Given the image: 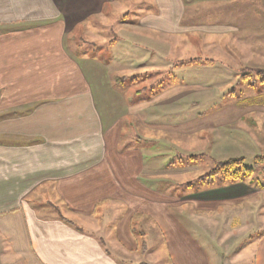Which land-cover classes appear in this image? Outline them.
<instances>
[{
  "label": "crops",
  "instance_id": "0c3cea01",
  "mask_svg": "<svg viewBox=\"0 0 264 264\" xmlns=\"http://www.w3.org/2000/svg\"><path fill=\"white\" fill-rule=\"evenodd\" d=\"M137 1L144 13H120L133 48L122 58L113 49L118 43L106 41L112 48L98 52L109 54L108 63L79 52L71 39L83 30L102 37L123 0H0V264H150L152 245L163 255L159 264L241 261L239 251L228 254L227 231L214 235L219 223L211 214L241 209L260 216L264 185L222 182L180 191L181 183L165 189L149 180L198 173L205 155L210 165L243 158L252 142L262 145L264 105L182 77L214 61L171 60L173 52L187 54L172 44L195 31L190 17L202 2ZM253 1L206 0L205 14H232L242 5L232 14L238 16ZM217 49L231 56L223 73L234 79L232 68L244 64L246 48ZM145 51L151 61H144ZM214 96L225 105L224 119L202 123ZM199 126L212 131L208 151L197 145L186 153L176 136H195ZM182 152L199 156L188 162L192 173L179 165ZM225 220L227 227L238 224ZM261 238L251 264H264ZM216 244L226 253L216 252Z\"/></svg>",
  "mask_w": 264,
  "mask_h": 264
},
{
  "label": "rangeland",
  "instance_id": "374dc122",
  "mask_svg": "<svg viewBox=\"0 0 264 264\" xmlns=\"http://www.w3.org/2000/svg\"><path fill=\"white\" fill-rule=\"evenodd\" d=\"M190 1V0H186ZM191 1H198L202 2L198 7L196 6V12L193 16L190 17L192 19L189 23L193 25L195 28V31L190 29V34L188 35H178L177 41L174 40L173 42V48H182L183 51H187V54H184L181 56L180 53L173 52L171 60L174 63H185L187 61H214L212 63V66H207L203 68H197L196 71H192L191 75H187L186 73H183L185 75H182L184 80H186L187 83H191L192 85L198 84V87H208V88H214L217 87H223V88H229L228 91L230 94H236V96L241 95L244 99L247 98H256L257 104L264 105V75L261 73H264V0H255L252 4L255 6H251L249 4H245L243 9V14L240 15H234L232 17V14L234 12H237V10H241L243 8L242 5L235 7L234 12L232 14H222V15H214L211 17V15H206V7H205V1L206 0H191ZM190 1V3H191ZM216 0H213V2ZM220 1V0H219ZM225 2V1H224ZM226 2H231V0ZM239 2V0H238ZM139 2L137 0H123V3L118 6L120 10L116 9L115 11V19L113 18L111 20L112 26L108 29H103L102 37L95 38L92 36L87 30L82 31V33L78 32L75 34L74 37L71 39V44L73 48H77L79 52H82L84 55H89L91 57H98L99 55L104 59L106 62L109 63V54H99V49L101 48H112L109 47L108 44H106V41H116L118 43L113 49L115 51V55L125 58L126 49L125 48H133L131 47V43L133 41V38H129L130 43L128 40L125 39V32L122 31V28L120 27V24L125 21V15L124 13H128V15H134V13H144V6L143 4H138ZM239 4H241L239 2ZM122 5V7H121ZM193 5V4H192ZM229 8H233V5L227 4ZM190 6V5H187ZM125 7V8H123ZM124 9L125 12L123 14H120ZM149 6H146L145 13L149 11ZM189 9V7H188ZM206 9V10H205ZM256 12H254L255 10ZM190 10V9H189ZM238 11V12H239ZM150 13V12H149ZM191 13V11H190ZM239 17V19L237 18ZM189 20V17H186V23ZM206 27L209 28V30H206ZM212 27V32L211 28ZM225 30H224V29ZM223 29V30H222ZM230 29V30H229ZM229 30V31H228ZM227 31V32H226ZM123 36V37H122ZM128 39V37L126 36ZM180 40V41H179ZM137 42V41H135ZM186 42V43H185ZM190 43V45H189ZM179 44V45H177ZM147 48H156L157 46L152 43L148 42ZM227 45V46H226ZM184 48V49H183ZM217 48H246L245 54H244V64L242 66H236L232 68V71L235 72L234 79L228 80L227 76L224 75V65L230 60L231 56H228L227 53L222 52L221 50ZM102 50V49H101ZM146 52L144 61H151L153 54L150 52ZM139 55V54H138ZM144 55V53H143ZM236 56V53H233L232 56ZM130 56V55H129ZM134 56V54H133ZM135 57V56H134ZM135 59V58H134ZM174 59V60H173ZM236 60V59H235ZM231 62V61H230ZM230 62H228L230 64ZM252 67V68H251ZM258 68V69H253ZM186 72V71H183ZM195 72V73H194ZM244 73V74H243ZM165 77H168L167 73L164 75ZM238 76V77H237ZM240 76V77H239ZM241 76H243L241 78ZM224 77V78H223ZM227 79V80H226ZM116 85L119 88H124V84L120 81L117 76L115 77ZM225 83H228L225 84ZM223 84V86H221ZM168 84L165 85L164 88H167ZM212 86V87H211ZM199 89V88H198ZM211 90V89H210ZM213 93L220 94L221 88L218 89V91H213ZM217 96V95H216ZM214 96V99H216ZM131 100V99H130ZM133 101V100H132ZM252 103V102H251ZM208 107L210 105V102H207ZM221 103L218 102V99L212 102V108L209 109L208 114L201 118L200 121L204 123L206 120L211 121H217L219 118L217 117L222 113V110H224L225 105L223 104V107H219ZM250 104V102H249ZM207 107V108H208ZM244 110H249L251 107L247 108L246 106L243 107ZM219 123L224 119L223 114L220 115ZM250 118H245L246 122H250ZM255 121V118H252L251 121ZM251 123V122H250ZM215 127V126H214ZM198 133L195 136H176L177 143H181L180 145L183 147L186 153L192 154L194 152V147L198 145V147L203 148V153H206L208 150L205 148L208 145V135L212 134V131H210L209 128H206L204 126H199L197 128ZM200 129V130H199ZM258 130V129H257ZM260 133H264V127L259 128ZM258 130V132H259ZM215 133V132H214ZM248 143V140H246ZM243 141L242 142H246ZM262 145L259 144H253L250 145V149H244L245 152L244 156H242L245 159V166L248 168H255L256 161L254 156L260 155L264 156V137L261 139ZM258 145V146H257ZM190 150V151H189ZM260 153V154H258ZM183 158H180L179 161L182 163H179L180 166L188 167L185 171H189L192 173L194 170L191 169L189 161H193L195 158L199 157H193V155H188L182 152ZM187 159H189L187 161ZM230 159V158H229ZM228 159V160H229ZM170 160L169 157H166L164 162L169 163ZM199 160V158H197ZM200 163V162H199ZM158 165L157 163H155ZM210 157L208 155L204 156V159L201 161V163L198 165L200 170L198 173H193L190 175H183V176H177L171 180L174 181H162L160 179L159 182L155 180H149V183L152 185H163V188L167 189L170 187L171 183H175L176 185L181 183L180 191L189 189L191 185L192 190L207 188V187H216L217 185L225 184V180L222 176H215L211 177L213 170L216 169L217 165L216 162L212 165ZM216 164V165H215ZM175 167H180L177 165V162L174 163ZM260 170L264 169V165L259 167ZM184 171V170H182ZM182 171H176V172H182ZM182 174V173H181ZM184 174V173H183ZM201 176H204L203 179ZM258 175L255 174V178H257ZM205 178H208L206 181ZM262 185H264V175L260 177ZM250 179L246 180V182H249ZM185 185V187H184ZM187 185V186H186ZM175 188H177L175 186ZM262 204L264 203V195L262 196ZM241 209H236V211L232 213H221L216 214L215 212L211 214L212 220L215 223H219V227L214 228V235L222 236L225 234V231H227L228 236L230 238V241H232V244L229 246L230 251L228 254H231L232 252L239 251L241 256L239 258H242L241 261H239V264H251L252 259H254L257 249H258V243L260 238L264 235V204L262 207V212H260V216H257V213L254 215V218L252 217V213H244L241 211ZM240 212V213H238ZM239 218H236V217ZM226 217L229 218V221L236 220L238 224H234L233 228L231 226H226L224 224ZM225 220H223V219ZM259 223V227L257 228ZM241 224L244 225V227L241 226ZM262 239V238H261ZM150 247L152 245L151 239H148ZM218 252L220 253H226L224 250V246L221 248L220 245H214L213 246ZM153 248V249H152ZM152 248H150V256H146V261H148L150 264H159L158 260L164 261L163 255L161 254L158 258L156 251H159V249L156 246L152 245ZM161 248V247H160ZM153 259H151V258ZM6 264H8L6 262ZM15 264H23L21 261H16Z\"/></svg>",
  "mask_w": 264,
  "mask_h": 264
},
{
  "label": "trees",
  "instance_id": "16d2710c",
  "mask_svg": "<svg viewBox=\"0 0 264 264\" xmlns=\"http://www.w3.org/2000/svg\"><path fill=\"white\" fill-rule=\"evenodd\" d=\"M261 74L264 75V73ZM255 161V168L246 167L244 164V158L230 159L223 163L220 162L210 176H222L225 180V183L230 184L236 182H244L250 179L249 183H260L262 185L260 177L264 175V169L260 170L259 167L264 165V156L255 158ZM255 174L258 175L257 178H255Z\"/></svg>",
  "mask_w": 264,
  "mask_h": 264
}]
</instances>
